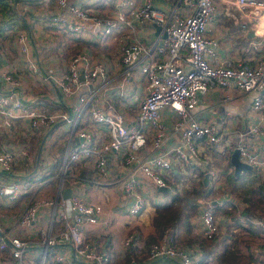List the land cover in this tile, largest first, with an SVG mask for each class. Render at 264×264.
<instances>
[{
    "label": "built area",
    "instance_id": "1",
    "mask_svg": "<svg viewBox=\"0 0 264 264\" xmlns=\"http://www.w3.org/2000/svg\"><path fill=\"white\" fill-rule=\"evenodd\" d=\"M8 1L15 5L14 0ZM45 2L54 3L49 20L75 37L103 42L114 32L127 28L129 32L123 34L114 56L115 73L110 71V61L94 57L87 47L66 57L57 53L63 60L57 69L51 68L50 58L41 64L27 27L7 28L16 59L8 58L9 46L0 38V83H5L0 93V170L10 174L0 180V205L24 196L9 229L0 234V264H111L110 220L104 217L103 203L87 200L82 191L90 185H112L130 197L128 212L138 214L145 202L144 178L165 187L168 200L188 184L187 174L194 165H202L209 181L223 186L221 177L228 179L235 164L229 155L228 161L215 163L208 145L221 146L223 133L196 107L200 93L213 86L254 91L252 110L258 118L252 129L259 130L264 121V0H172L166 12H159L154 0H102L111 5L108 13L93 12L79 0ZM218 13L233 22L230 26L252 32L244 47L258 53L253 62L218 58L217 40L208 35ZM145 21L158 29L150 41L137 35L139 23ZM26 71L39 74L50 84L52 97L64 104L48 107L43 100L24 99ZM56 123L65 127L67 141L62 173L53 187L38 175H19L15 168L24 159L36 158L32 134ZM5 134H21L15 148ZM46 144L44 139L37 158L48 153ZM235 147L242 160L259 166L263 158L257 148L241 140L230 151ZM73 166L86 168L91 175L70 177ZM175 169L181 170L178 178L172 173ZM67 182L79 190L65 195ZM222 202L206 195L201 198L193 228L202 237L217 241L223 237L227 221L217 214ZM43 209L44 225L37 222ZM240 216L243 224L259 229L264 245V217ZM99 222L103 227L92 230ZM173 234L177 235V226H169L153 239L133 229L116 247L124 252L135 249L126 264L162 255H177L181 264H215L219 247L205 258L199 242L178 245L172 241Z\"/></svg>",
    "mask_w": 264,
    "mask_h": 264
},
{
    "label": "crops",
    "instance_id": "2",
    "mask_svg": "<svg viewBox=\"0 0 264 264\" xmlns=\"http://www.w3.org/2000/svg\"><path fill=\"white\" fill-rule=\"evenodd\" d=\"M14 1V6L20 11V15L23 18L22 20H24L26 25L21 26L17 23H8V21L6 24L7 26L9 25L12 27L15 25H18V27H27L32 31L36 44V52L41 64H47L50 58L52 60L51 68L53 70L57 69L63 64V60L57 57V53L66 57L68 54L73 53L72 51L74 50L72 49L87 47L94 57L110 61V71L111 73H115L117 64L114 56L116 55L118 46L122 42L121 39L123 34L129 32L128 28L124 29L122 32H114L103 42L86 39L84 37L79 38L59 30L58 26L49 20V14L54 6L53 2L46 3L45 0ZM79 1L89 7L93 12L108 13L111 7V5H105L102 0ZM171 4L172 0H154V5L159 12L168 11ZM221 18L223 17L218 13L215 20L208 28V35L214 36L217 40L215 49L218 58L223 62L231 61L233 63H238L243 60L253 62L255 60L253 58L258 53L255 51L251 52L244 47V44H240V40H237V37L231 38L232 40L222 39L225 36H229V34L230 36H233V33L230 30L236 28L229 25L233 24L232 21L228 22L224 20V18ZM157 31L158 29L156 25L149 21H145L144 23H139L137 35L146 41H150L156 36ZM8 34L9 32L7 29L4 34L0 33L3 37H6ZM248 34L253 35L252 32ZM64 37L68 38V41H65ZM8 46H10L8 58L10 60L16 59L18 54L12 47V39ZM262 50H264V46L262 47ZM261 53L264 52L261 51ZM2 62L3 59L0 55V65H3ZM23 80L25 83L23 85V91L21 90V92L24 99L43 100L48 107H56L64 104V101H59L52 97L50 94V84L44 81L39 74L26 71ZM3 91H5L4 82L0 83V93ZM253 94L254 91H246L235 87L234 85L231 87H221L217 85L209 88L206 92L200 93L196 110L202 118L217 122L219 129L224 136V141L221 146L214 144L208 145V152L213 156L214 161H216L215 163L221 164L228 161V155L230 156V161L232 154L230 147L237 145L240 140L251 148H257L263 159L259 166L253 165L250 169L241 170L239 174L240 176L234 175L231 179H226L222 176L220 182L223 186L214 185L213 181H208L206 196L214 200L220 199L223 201L222 205L217 209V214L222 221H227L226 230H224L223 237L219 241H206V239L193 228V219L196 218L198 210L189 218L191 228L190 233L186 231L185 224L183 223L179 224L180 228L177 227L180 239H188L190 238L189 236L194 235L197 238L199 237L200 241H202L203 238V241L207 242L205 247L208 249L214 245L215 248H221L224 236L233 239L234 233L237 231L236 227L238 221L241 220V223H243L240 214L244 213L245 208L249 204L246 197L249 196L251 190L254 187H257L264 179V121L259 124L258 131L252 129V125L256 124L258 118V115L252 110ZM167 120L169 121V118H167ZM55 129L56 127H49L32 134V149L36 151V158L33 161L24 159L21 164L17 165L15 169L19 175L26 174V176H30L35 174L44 178V175L48 173V169H51V167L53 170L61 169V166L59 165V167H57L56 163L60 161V158L63 155V149L60 150V152H58V150H53ZM4 138L11 147L15 148L18 141L21 140V134H18L17 136L5 134ZM44 139L45 141H52V145L48 142V144H46L48 145V153L37 158ZM223 147L227 148L225 152L223 151ZM174 171V177L178 178L181 175V170L175 169ZM74 173H77L81 177H89L91 175H84L82 172H79L78 169L75 172L70 170V177ZM190 174L193 175L194 180H197L195 177L199 175V171L191 170ZM59 175L60 173L58 174V177ZM9 178L10 174L0 170V180H7ZM48 183L50 182L48 181ZM68 186H70L69 182H67V187ZM243 188L247 189L246 194L242 191ZM71 189L72 191L79 190V188H76L75 186H72ZM141 189L145 193V202L138 214H131L128 212L127 206L130 203V197L123 194L121 191H117L113 186L112 189H110L111 191L107 192V188H103V191H101L99 187L93 185H90L89 188L82 191L87 200L101 201L103 203L104 217L110 220L112 232L107 237V242L112 245L111 264L127 263L129 256L126 252L116 246L119 245L122 238L133 229H136L140 233H148L152 236L158 234L154 223L156 204L170 201L166 197L168 192L165 187L158 186L147 178H144V184ZM159 197H161V200ZM23 198L24 196H20L10 203H3L0 205V234L9 229V225L16 217ZM44 214L45 211L43 209L40 212L37 221L42 225L47 223V218ZM102 227V222L91 226L92 230H97ZM195 240L197 241V239ZM263 247L264 245H262L258 235L255 236L254 239H251L249 256L251 257V255H253V257H251L246 264H252L255 258L263 259ZM139 264H181V260L177 255H162L148 259L143 258Z\"/></svg>",
    "mask_w": 264,
    "mask_h": 264
},
{
    "label": "trees",
    "instance_id": "3",
    "mask_svg": "<svg viewBox=\"0 0 264 264\" xmlns=\"http://www.w3.org/2000/svg\"><path fill=\"white\" fill-rule=\"evenodd\" d=\"M0 18H4L0 23L1 34H4L5 30L10 27L9 25L7 26V21L8 23H17L21 26L26 25L24 20H22L23 18L20 15V11H18L15 6L10 5L8 0H0ZM62 152H64V150ZM62 158L63 155L61 156L60 161L56 163L57 167L61 165ZM191 169L193 171H199L201 178L194 180L193 182H190L188 178V184L178 191L170 201L156 204V214L154 216V223L158 231V234L156 235L162 236L165 233L166 228L169 226H177L180 228V223L185 224L186 231L190 233L191 228L189 224V218L197 212L201 198L204 195H207L208 186L204 179L205 170L202 165H194ZM79 172H82L84 175L91 174L89 170L85 168H79ZM172 173L175 174V171L172 170ZM239 174L240 173L234 172L228 179H231L234 177V175ZM246 199L248 200L249 204L245 208L244 214H259L264 217V179L257 187H254L251 190L250 195L247 196ZM236 228L237 231L234 233L233 239L231 237H229L231 238L229 239L228 236H224L222 240V246L217 252V260L215 264H246L247 261L253 257V255H251V257L249 256L251 239H254V237L259 234V229L251 225H245L241 223V220L238 221ZM156 235L151 236L152 239L155 238ZM189 237L190 238L188 239H180V235L177 232V235L173 234L172 241L175 244L182 245L194 242L196 241L195 239H197L198 242L200 239L194 235ZM205 239L206 241H214L213 238ZM203 240V238L202 241L199 240V243L203 246L205 250V258H207L213 254L215 245L208 249L205 247L207 242ZM133 253H135L134 248H130L126 252V254L129 256V259ZM252 264H264V261L261 258H255Z\"/></svg>",
    "mask_w": 264,
    "mask_h": 264
},
{
    "label": "rangeland",
    "instance_id": "4",
    "mask_svg": "<svg viewBox=\"0 0 264 264\" xmlns=\"http://www.w3.org/2000/svg\"><path fill=\"white\" fill-rule=\"evenodd\" d=\"M17 27L18 25H15V28L14 30L16 31L17 30ZM232 33H233V36L229 34V36H225L223 37L222 39H229V40H232L231 38H235L236 36H240L242 37L241 40L239 41L240 44H247L246 43V38H247V35H249L248 33L246 32H243L241 31L240 29H231L230 30ZM2 40L5 41V43H7V45L11 42V39H12V34H8L6 37L3 35H0ZM65 41H68V38L64 37ZM9 49H10V46H9ZM74 51H72L73 53L79 49L75 48V49H72ZM54 135H55V139L53 141V150L56 151L58 150V152H60V150H64L65 148V143L67 141V131L65 129L64 126L62 125H58L56 126V129H55V132H54ZM46 142H50L51 145H52V141H46ZM79 169L78 166H73V168L71 169L73 172L77 171ZM192 170V169H191ZM193 171V170H192ZM59 173H62V170L60 169H57V170H53V168L51 167V169H48V173L44 175V181H49L51 186L55 187L56 184H57V181H58V174ZM187 177L189 178V181L190 182H193L194 179H193V175L192 174H187ZM51 178V179H50ZM187 178V179H188ZM104 188H107L106 192L107 191H111L110 189H112V186L110 187L107 186V187H104ZM101 191H103V188H99ZM247 189H242V191L246 194ZM216 195V194H215ZM263 217V216H262Z\"/></svg>",
    "mask_w": 264,
    "mask_h": 264
},
{
    "label": "water",
    "instance_id": "5",
    "mask_svg": "<svg viewBox=\"0 0 264 264\" xmlns=\"http://www.w3.org/2000/svg\"><path fill=\"white\" fill-rule=\"evenodd\" d=\"M56 125H57V123L54 124L52 126V128H54ZM239 153H240L239 147H235L233 149V151H232V154H231V161L235 164V172L236 173H240L241 170H243V169H250L252 167V165L249 162H246V161L242 160L239 157ZM204 179H205L206 183H208V181H209L208 172H205ZM71 191H72L71 187L68 186V187H66L64 194L67 195V196H69L70 193H71Z\"/></svg>",
    "mask_w": 264,
    "mask_h": 264
}]
</instances>
